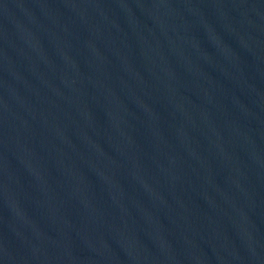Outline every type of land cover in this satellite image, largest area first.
Masks as SVG:
<instances>
[{"label":"water","instance_id":"95a60500","mask_svg":"<svg viewBox=\"0 0 264 264\" xmlns=\"http://www.w3.org/2000/svg\"><path fill=\"white\" fill-rule=\"evenodd\" d=\"M0 264H264V0H0Z\"/></svg>","mask_w":264,"mask_h":264}]
</instances>
